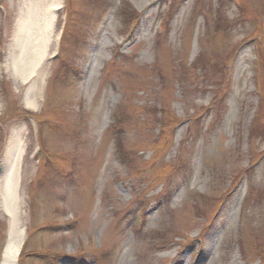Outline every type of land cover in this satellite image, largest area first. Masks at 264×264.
Here are the masks:
<instances>
[{
  "label": "rangeland",
  "instance_id": "obj_1",
  "mask_svg": "<svg viewBox=\"0 0 264 264\" xmlns=\"http://www.w3.org/2000/svg\"><path fill=\"white\" fill-rule=\"evenodd\" d=\"M30 1L0 0L17 264H264V0H52L37 94L9 74Z\"/></svg>",
  "mask_w": 264,
  "mask_h": 264
},
{
  "label": "bare ground",
  "instance_id": "obj_2",
  "mask_svg": "<svg viewBox=\"0 0 264 264\" xmlns=\"http://www.w3.org/2000/svg\"><path fill=\"white\" fill-rule=\"evenodd\" d=\"M26 9L22 8L26 15L12 52L15 56L14 66L9 68V74L16 82L26 83L32 81L34 94L39 91V85L44 80L46 60L48 52L59 39L54 38V14L61 11L60 6H55L52 0L30 1ZM24 144L21 140L10 143L6 148L7 172L13 170L18 160L23 156ZM0 196L3 210L12 217L7 242L2 253L1 264H17L24 246L25 229H21L22 203L19 196V185L4 179L0 187Z\"/></svg>",
  "mask_w": 264,
  "mask_h": 264
}]
</instances>
